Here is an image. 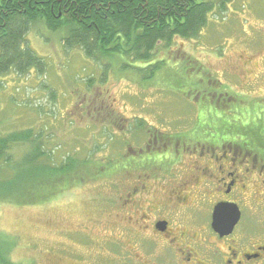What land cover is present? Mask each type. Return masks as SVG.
<instances>
[{"label":"rangeland","instance_id":"1","mask_svg":"<svg viewBox=\"0 0 264 264\" xmlns=\"http://www.w3.org/2000/svg\"><path fill=\"white\" fill-rule=\"evenodd\" d=\"M219 10L210 14L199 36L176 37L170 50L160 59L166 62L167 57L175 58L178 53L181 57L191 56L193 65L203 64L212 73V76L209 77L210 73L206 76L213 80L214 86L220 84V80L227 92L232 91L231 86L233 89L239 87L232 111L256 108L259 103L250 95L254 90L248 87L264 84V74L249 83L243 79L247 81L254 77L257 68L262 67V61L256 59V55L264 54V0H232L225 10ZM27 38L31 47L38 51L37 56L47 65L43 72L32 69L21 74L11 69L6 76L0 77L2 132L29 126L38 129L41 121L47 120L53 143L62 144L63 147L59 145L62 150L78 149L77 152L87 155L90 140L98 144L101 141L105 150L98 152V158L109 152L115 158L125 141L143 146L139 137L130 135L127 127L123 129L122 121L123 131L115 132L110 128L113 132L108 139L104 133L109 131L103 129L108 123L103 115L91 119L88 110L80 109L83 95L90 96L83 87L90 75H93L94 88L100 86L102 78L104 84L100 90H110V98L107 94V99L99 100L98 105L101 101L110 106L113 117L127 118L128 125L135 126L136 118L143 117L157 128L179 131L175 134L188 133L198 125L195 116L204 110L201 100L207 101L208 97L200 92L195 100L190 90L197 85L194 81L199 79L202 71L192 68L185 78L178 75L185 72L182 70L184 65L180 61H170L168 65L177 73L168 72V67L156 79L144 84L136 72L127 76L110 67L104 74L105 71L88 58L81 47L67 48L63 43V32H52L41 22L31 28ZM177 48H180L179 52ZM114 62L123 68L121 62L124 61L120 57L114 58ZM236 67H240L242 73ZM168 79L170 86L163 87ZM214 89L219 90L220 86ZM65 111L67 114L75 112L80 117H76L72 125L66 124L62 117ZM106 113L105 110L103 114ZM252 116L250 114L248 119L257 125ZM223 137L229 139L232 136ZM19 151L21 149L15 155L21 161L23 152ZM78 155L85 158L83 154ZM166 182L165 179L157 181L155 189L163 191ZM123 185V178L116 175L114 181L102 178L79 185L48 203L17 205L0 201V264H121L109 253L115 252V247L118 249L115 240L111 241L115 236L125 239L120 227H116L115 236L110 229L112 219L117 221V216L123 215L120 209L123 207L120 198L124 193Z\"/></svg>","mask_w":264,"mask_h":264},{"label":"flooded vegetation","instance_id":"2","mask_svg":"<svg viewBox=\"0 0 264 264\" xmlns=\"http://www.w3.org/2000/svg\"><path fill=\"white\" fill-rule=\"evenodd\" d=\"M263 57L256 55L262 67L245 82L264 74ZM199 66L201 85L190 92L195 100L200 92L208 98L201 100L204 110L195 116L198 125L187 133L188 140L172 137L179 131L157 128L143 117L136 119L147 126L132 128L136 135L129 132L145 147L130 141L132 149L146 150L150 158L138 165L126 162L124 168L123 215L112 219L110 229L115 236L120 227L125 239L115 236L111 241L118 249L109 253L121 264H264V84L248 87L259 103L256 108L232 111L239 87L227 92L218 78L221 83L214 86L206 76L212 73ZM95 90L79 104L88 114L97 110L99 99L110 98L107 88V93ZM154 153L162 154L160 160ZM162 179L165 189H155ZM218 206L223 209L216 220Z\"/></svg>","mask_w":264,"mask_h":264},{"label":"trees","instance_id":"3","mask_svg":"<svg viewBox=\"0 0 264 264\" xmlns=\"http://www.w3.org/2000/svg\"><path fill=\"white\" fill-rule=\"evenodd\" d=\"M231 1L0 0V77L6 76L11 69L21 74L32 69L41 72L45 70L46 61L37 56L38 51L31 47L27 38L31 28L41 22L52 32H63V43L67 48L81 47L85 55L105 71L104 74L112 67L127 76L136 72L140 82L149 83L168 67V72L177 73L175 68L168 65L170 61L176 62V57H167L166 62L160 59L170 50L176 37L189 39L199 36L206 27L210 14L217 8L225 10L227 3ZM176 51L179 52L180 48ZM178 55L177 59L184 65L182 70L185 71L178 75L186 78L191 74L192 68L203 69L199 64L191 65V56ZM117 57L124 61L121 62L123 68L112 63ZM92 77L90 75L83 83L89 94H94L93 90L96 89ZM80 79L83 81V78ZM1 81L0 79V83ZM170 81L168 79L163 87H169ZM194 82L197 83L196 88L200 87L198 80ZM99 84L97 89L104 91L100 90L101 84H104L102 78ZM87 96L88 94H84L82 100ZM109 107L100 101L97 110L88 114L91 119L97 116L102 118L103 115L110 126L101 127L109 131L104 133L108 139L113 131L122 130L120 121L126 122V118L117 115L113 117V109L109 110ZM83 109L88 110L85 107ZM105 110L107 113L103 114ZM62 117L66 124L72 125L74 119L80 116L75 112L67 114L65 111L62 112ZM135 121L137 125L129 126V132L133 135L138 131L132 128L143 129L147 126L143 120ZM201 123L199 126L203 125V121ZM125 127L124 123L123 129ZM51 136L47 120H42L38 129L29 126L7 133L0 130V201L17 205L52 202L63 192L79 185L102 178L114 181L116 175L123 178L126 162L138 165L149 162L150 158L146 150L140 152L136 147L135 150L132 149L130 144L135 145L130 141H125L123 147H119L117 157L113 158L109 152L98 158V152L105 150L101 141L98 144L88 136L91 148L86 155L77 152L78 149L62 150V144H54ZM188 136L184 132L172 135L183 141L188 140ZM19 149V153L23 152L21 161L15 155ZM128 149L132 151L129 153ZM78 154H83L85 158H79ZM161 157L162 154L154 153V160H160Z\"/></svg>","mask_w":264,"mask_h":264},{"label":"water","instance_id":"4","mask_svg":"<svg viewBox=\"0 0 264 264\" xmlns=\"http://www.w3.org/2000/svg\"><path fill=\"white\" fill-rule=\"evenodd\" d=\"M223 209V207H217L216 210H215V216H216V220H218V216L220 214V211Z\"/></svg>","mask_w":264,"mask_h":264}]
</instances>
